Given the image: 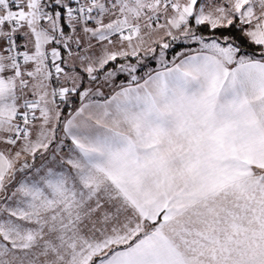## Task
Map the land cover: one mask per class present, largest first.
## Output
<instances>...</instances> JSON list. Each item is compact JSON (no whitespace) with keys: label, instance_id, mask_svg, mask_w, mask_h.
Returning a JSON list of instances; mask_svg holds the SVG:
<instances>
[{"label":"snow or ice","instance_id":"obj_1","mask_svg":"<svg viewBox=\"0 0 264 264\" xmlns=\"http://www.w3.org/2000/svg\"><path fill=\"white\" fill-rule=\"evenodd\" d=\"M0 264H264V0H0Z\"/></svg>","mask_w":264,"mask_h":264}]
</instances>
